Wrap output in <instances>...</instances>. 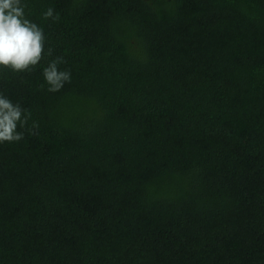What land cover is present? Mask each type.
<instances>
[{"label": "trees", "instance_id": "trees-1", "mask_svg": "<svg viewBox=\"0 0 264 264\" xmlns=\"http://www.w3.org/2000/svg\"><path fill=\"white\" fill-rule=\"evenodd\" d=\"M21 2L44 54L0 66L30 113L0 143V264H264V0Z\"/></svg>", "mask_w": 264, "mask_h": 264}, {"label": "clouds", "instance_id": "clouds-1", "mask_svg": "<svg viewBox=\"0 0 264 264\" xmlns=\"http://www.w3.org/2000/svg\"><path fill=\"white\" fill-rule=\"evenodd\" d=\"M44 17L58 19L52 8ZM44 40L42 29L25 18L21 0H0V66L15 72L29 71L43 58ZM48 54L51 55V49ZM62 61V57H57L43 70L50 92L59 91L65 83L71 82L70 71L58 68ZM29 118L30 113L25 114L19 104H13L0 94V143L21 141L24 134L17 131L18 125L24 127ZM33 128H38L36 122Z\"/></svg>", "mask_w": 264, "mask_h": 264}]
</instances>
